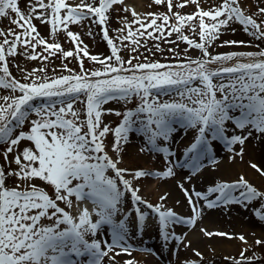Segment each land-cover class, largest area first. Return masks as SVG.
<instances>
[{
	"label": "snow or ice",
	"instance_id": "6c2138e0",
	"mask_svg": "<svg viewBox=\"0 0 264 264\" xmlns=\"http://www.w3.org/2000/svg\"><path fill=\"white\" fill-rule=\"evenodd\" d=\"M153 2L166 11L138 12L124 0H25L23 8L19 0H0V18L10 22L0 26V264H141L131 256V241L143 235L149 217L158 223L163 247L174 245L175 264H210L174 225L194 226L204 206L248 208L253 203L255 217L264 222V166L255 160L247 163L260 187L243 171L231 179L217 177L206 190H197L194 183L205 167L218 168V147L231 153L230 161L243 160L248 140L264 139V0H254V8L242 0H220L207 8L199 0ZM190 3L195 5L191 12L173 10ZM117 4L122 6L117 12L132 18L118 15L122 26L112 29L113 37L109 20ZM86 19L87 35L102 34L108 55L90 53L81 33L69 27L84 26ZM37 20L50 26L51 42L39 31ZM236 22L251 39L220 40V46L251 45L256 50L211 52L223 32L237 31ZM93 25H99L97 31ZM61 31L74 47H63ZM149 40L156 43L149 45ZM177 41L186 46L180 49ZM161 42L174 47L165 49ZM122 49L128 50L127 57ZM189 49L198 54L191 55ZM166 51L171 59L143 55ZM57 53L63 71L57 74L53 65L49 73V58ZM20 56L43 63L22 68ZM73 57L78 71L67 62ZM85 58L92 67H85ZM12 64L21 77L12 74ZM168 93L177 98L161 101ZM134 98L135 107L122 111L103 107L109 101L127 105ZM104 112L122 118L110 128L102 120ZM181 129L185 135L193 132L182 158L170 147L178 143L174 136ZM133 130L143 136L140 152L163 155L162 170L122 166ZM109 132L111 142L106 140ZM177 168L189 170L177 186L190 215L165 207L167 191H158L156 203L140 194L138 180L172 178ZM201 231L209 238L235 236L243 242L238 254L225 258L228 264H264L257 251L245 255L264 245V239L249 242L243 233ZM181 248L191 249L199 259L181 258ZM121 253L126 258L118 260Z\"/></svg>",
	"mask_w": 264,
	"mask_h": 264
},
{
	"label": "rangeland",
	"instance_id": "374dc122",
	"mask_svg": "<svg viewBox=\"0 0 264 264\" xmlns=\"http://www.w3.org/2000/svg\"><path fill=\"white\" fill-rule=\"evenodd\" d=\"M24 2H25V0H19V3H20L22 8L24 7ZM68 2L69 3H75V2H77V0H68ZM178 2H179V0H174V3H178ZM242 2H244L246 4L248 2H251L253 8L255 7L254 0H242ZM199 3H200V5L202 7L207 8V7H210L212 4H219L220 0H199ZM124 4L135 6V8H136V10L138 12H153V11L164 12V11H166V7L164 5H157V4H155L153 2V0H124ZM121 7L122 6L120 4H117L112 9L111 18L113 19V21L109 22V35L113 36V37L116 36V33L113 32L112 29L122 26L120 24L119 20L116 19V17L119 15V16H127L129 19L132 18L131 14L128 13V12H124L122 10L117 12L115 10V9H121ZM194 8H195V5L190 3L187 6H184V7L179 8V9H175L174 8L173 10L174 11L178 10V11H180L182 13H187V12L193 11ZM262 19H264V17H262ZM35 22L37 23L38 29L41 32V34L44 35L47 39H49V41L51 42L52 37L50 35V26L49 27H45V25L40 24V22L38 20L35 21ZM9 23L10 22H9L8 18H0V26H9ZM83 25L84 26H81L78 23H73L69 27L73 31H78V32L81 33V38L83 39L84 43H86L89 46L88 47V51L90 53H92V54L103 53L104 55H108L110 50L108 49L106 42L103 40L102 34H100L97 31L98 28H99V25H93V30L97 31V35L95 36V38L87 35V31H86L87 24L86 25L83 24ZM13 27H15V26L13 25ZM233 27H235L237 29V31H235V32H231V31L223 32L221 34L219 40L216 41V45L209 49L211 52H223V51L240 50V49L256 50L254 48V46H251V45H240V44H237V45H223V46H220V43H219L220 40H226V39L247 40V39H251V37L247 33H245L243 31V26L240 25L238 22L234 23ZM185 31L186 32L189 31L187 29V27L185 28ZM58 38H59V42L63 45V47L65 49H68L70 47H74V45L72 43H70L69 40L66 38L65 34L63 33V31H61L59 33V37ZM196 38L199 39L198 36ZM173 39H174V36H173ZM117 43H119L118 40H117ZM124 43L127 44L128 41H125ZM148 43H149V45H154L156 42L154 40H149ZM161 43H162V46L165 49H167L169 47H174V45H172V44H163V42H161ZM177 43H179L180 49H183L186 46V44L184 42L177 41ZM261 46H264V45H261ZM189 52L193 56L198 54L197 50H195V49H189ZM121 55L127 57L129 55L128 50L127 49H122ZM143 55L145 57H147L149 60H154V59L164 60L166 58L167 59H171L172 58L171 53L167 52V51L165 53L156 52L155 55H150L148 52H143ZM59 56H60V54L57 53V56L55 58H52V57L49 58V61H48V71H49V73L52 72L53 65L56 66L55 67V71H56L57 74H59V73H61L63 71L59 67V65L61 64V59L59 58ZM17 62L20 64V66L22 68L26 66L29 69H31L33 67H36L37 65H40L41 63H43L42 61L39 60V58L30 60V59H26L23 56L17 57ZM67 62L69 63V67L75 68V69H77V71L79 70L78 63H77V61H76V59L74 57L73 58H69L67 60ZM84 65H85L86 68L87 67H92V64L88 60V58L84 59ZM10 71L12 72V74L14 76H17L18 78L21 77V75H22L21 72L17 71V68H16L15 64L10 65ZM196 83H198V81H196ZM175 98H177L175 96V93L162 94L160 96L161 101L166 100V99H175ZM136 103H137V99L136 98H134L132 100V102L127 104V105H125L123 102L109 101L105 105H103V107L104 108L121 109V111H122L124 107H135ZM121 118L122 117L116 115L115 112H104V113H102L103 122L108 124L110 128H114L115 125L119 123ZM229 124L231 125V122H229ZM181 131L185 132V130H183V129H181ZM188 131H190V130H187V134H188ZM113 138H114L113 137V133H111V132H109L107 134V136H106L107 142H111L113 140ZM132 138L135 139V140L138 139V138L141 139V142H139V144H136L138 149H140V147L144 144V140H143L142 134L136 132L135 130L131 131L130 134H129V141L126 144V146L124 148V151H123L124 163H123L122 166H126L128 168H133V169L134 168H143V169H146V170H153V169H157V168H155V166H157V165L161 166V164H162L161 168H163V163H164L163 155L159 154V153L146 152V154H144V155H145V159H147V164L143 165V162H141L140 160H139L140 162H138L136 160V158L133 157L130 154V152H129V149H131V145H132L130 139H132ZM261 141H262V145H263V148H264V139H261ZM180 145H181V142H178V143L174 142L172 145H170V147L172 149H177V146H180ZM247 147L253 148L254 151H256V152H257L256 149L259 148V147H256L254 144H251V143L249 144L248 142L246 144V148ZM228 153H230V152H228ZM230 155H231V153L229 154V156ZM173 157H175V156H173ZM237 160H239V158H237L234 162H237ZM173 161H174V158H173ZM177 169H179V168H177ZM180 170L182 172H184L183 170H185V169H180ZM186 171H188V170H186ZM148 178L151 179V180L152 179H156V178H153V177H148ZM142 180H143V178L138 180L137 183H139L141 185V181ZM169 180H171V179H169ZM157 182H158V180L155 181V184ZM164 182H166V181H164ZM259 182H260V179H259ZM258 187H260V186L258 185ZM48 191L50 192L51 189H48ZM140 194L142 196H145L146 198H152V197L146 195V193L142 189V185H141ZM212 195H217V194H210L209 198ZM154 198H157V197H154ZM149 200L151 201V199H149ZM221 206L222 205L217 206V207H221ZM251 206L253 208L255 206V204L254 203L250 204V207ZM165 207H166V205H165ZM232 210H233L232 206H230L229 209H226L223 212V215L221 214L222 215V219L226 222L227 226L234 227L235 226L234 224H235V222L237 220H241L242 223H244V224L247 223V222L242 220V219H247L246 216L244 215L245 213L244 214H239V213H236V212L233 213ZM117 218H119V217H117ZM254 221H256L255 223H256V225L258 227H262V229H264V222H261L260 220H258L255 217V215H254ZM177 225L182 226L181 224H177ZM236 225L241 226L238 223H236ZM105 228H107V226H105ZM240 228H242V227H240ZM228 231H229V229H228ZM262 234H264V233H262ZM251 235L252 234H249L248 240L253 241V237ZM136 237L137 238H135L134 240L135 241H139L141 243V245H143V247L134 248L133 252L137 253V251H140V250H135V249L150 248L153 251H151V252L141 251L140 253L151 255V256H154L155 258L163 255V256L168 257V259H169V263L168 264H174L175 263V257L172 256L171 250L169 249L170 247H168V248H164L163 247L164 241L162 240V238H161V236L159 234L158 223H156L152 217L148 218L147 227L144 228L143 235L142 236H136ZM148 239H150V241H148ZM170 244H171V242H170ZM144 245L145 246L147 245L148 247L144 248L145 247ZM239 251H240V248H236L234 250V252H233L234 254H233V253H229L228 251H225L226 252L225 253L224 251H220V250H215V251L211 250L209 253H206V257H205V255H203V257L205 258L204 260L205 261L208 260L210 262V264H228V261L225 258L228 257V256H232V255L238 254ZM251 251H257L261 255L262 259H264V245H260L258 247H254L249 252H246L245 255L251 254ZM222 253H224V254H222ZM211 254H216V255L213 256ZM187 255H188V253L184 254V255L180 254L181 258H183V257H185ZM190 258H193V256L191 255ZM83 259L86 260L87 257L85 256V257H83ZM161 259H163V258H161ZM161 259H159V261L162 264H164V261L161 260Z\"/></svg>",
	"mask_w": 264,
	"mask_h": 264
},
{
	"label": "bare ground",
	"instance_id": "6f19581e",
	"mask_svg": "<svg viewBox=\"0 0 264 264\" xmlns=\"http://www.w3.org/2000/svg\"><path fill=\"white\" fill-rule=\"evenodd\" d=\"M113 19L110 18L109 22H112ZM83 24H88V20L86 19ZM193 132L190 130L188 131V134L185 135L184 131H180L178 134L174 136V140L181 142L180 146H177L178 155L181 156V150L186 145V143L190 142V138L192 137ZM187 136V137H186ZM131 141V149H129L130 154L136 158L138 162H143L144 164H147V159H145L146 152H140L137 148L136 144H139L141 142V139H130ZM174 143V142H173ZM172 143V144H173ZM248 143L254 144L256 147H259L256 151H254L253 148L247 147L243 160H237V162L230 161L229 160V154L222 148L218 147L216 151V155L218 157H222L218 161V168L213 169L212 167H205L201 170V175L198 176V178L195 179V187L197 190H206V185L208 183H213L217 177L224 178V179H231L235 178L236 174L240 171H243L246 178L250 179L252 182L256 184L258 187L261 186V181L259 182L258 175L250 168L247 161L249 159L255 160L258 164L261 166H264V148L262 145V141L260 140L257 142L255 139H249ZM170 144V145H172ZM237 148L239 145L236 146ZM174 158V161L177 159V156L172 157V160ZM140 160V161H139ZM162 164L161 166L157 165L155 168L162 170ZM187 169L183 170L182 172L180 169H176L177 174L165 180H160L159 178L156 179H149L148 177H144L141 181L142 189L146 193V195L152 197L148 198L151 199V202H158V191L163 192L167 191L169 192V196L166 198L165 205L166 207H172L177 213L183 214V215H190V208L187 204V200L183 194V192L179 189L177 186V181L181 179L182 176L187 175L189 170ZM158 180V182L155 184V181ZM163 181V182H162ZM166 181V182H164ZM162 182V183H161ZM185 186L189 187L188 182H185ZM215 195H212L210 198H214ZM157 197V198H154ZM154 199V200H153ZM179 200L180 203L177 204L176 201ZM202 200L200 203L202 204ZM87 206L89 209L92 208L91 202L87 203ZM232 206V212L233 213H239L244 214L247 219H242L243 221L247 223H242L241 220H237L235 222L234 227H229L226 225V222L222 219L223 212L226 210L224 206L221 207H214L212 209H208L206 206H204V213L202 218H198L196 224L191 227L187 226H179L174 225L175 230L178 233H187V237L192 241V248L198 249L203 255L206 257V253H209L211 250H220V251H228L229 253H233L236 248L243 247V242L239 241L238 237H223L220 235H214L213 237L209 238L206 236L201 229H207L208 231L213 230H219L221 232H229V233H243L247 237L249 234H252L253 240L255 237H260L264 239V229L262 227H258L256 225V221H254V214L252 212V206L248 208H244L239 204H233ZM255 207V206H254ZM222 214V215H221ZM243 216V215H242ZM218 221V222H217ZM236 223L240 224L236 225ZM255 223V224H254ZM242 227V228H240ZM229 229V231H228ZM137 238L136 236L133 237L131 243H133L134 248H141L143 245L139 241H135L134 239ZM150 241V239H148ZM249 242H252L249 240ZM145 246V245H144ZM174 245L171 243L169 245V249L171 250ZM148 247L147 245L144 247ZM150 249V248H146ZM141 251H137V253L133 252L131 253V256L136 258L138 261L141 262V264H162L159 259L164 261V264L169 263V259L166 256H159L155 258L154 256L147 255L144 253H140ZM187 256H193L194 259H199V257H196L195 254L189 249L187 252H185L181 248L180 254H187ZM226 253V252H225ZM190 254V255H189ZM224 254V253H222ZM234 254V253H233ZM127 254L121 253L120 256L117 257L118 260H123L126 258ZM215 256L216 254H211ZM204 258V257H203ZM205 259V258H204ZM208 261V260H206ZM209 262V261H208ZM175 264V263H174Z\"/></svg>",
	"mask_w": 264,
	"mask_h": 264
}]
</instances>
